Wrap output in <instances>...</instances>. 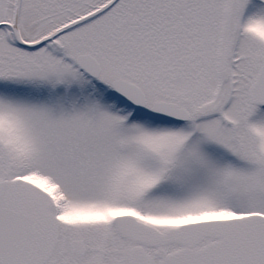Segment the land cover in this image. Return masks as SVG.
Returning a JSON list of instances; mask_svg holds the SVG:
<instances>
[{"label": "snow or ice", "instance_id": "obj_1", "mask_svg": "<svg viewBox=\"0 0 264 264\" xmlns=\"http://www.w3.org/2000/svg\"><path fill=\"white\" fill-rule=\"evenodd\" d=\"M0 264H264V0H0Z\"/></svg>", "mask_w": 264, "mask_h": 264}]
</instances>
